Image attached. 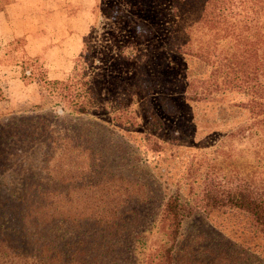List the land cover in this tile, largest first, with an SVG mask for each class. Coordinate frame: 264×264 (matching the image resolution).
<instances>
[{
    "label": "rangeland",
    "instance_id": "obj_1",
    "mask_svg": "<svg viewBox=\"0 0 264 264\" xmlns=\"http://www.w3.org/2000/svg\"><path fill=\"white\" fill-rule=\"evenodd\" d=\"M14 1L0 0V239L32 256L43 242L22 220L25 202L40 198L30 193L24 202L21 193L26 184L44 186L45 148L18 124L36 133L45 122L71 130L78 120L94 148L105 147L102 184L115 179L122 188L116 200L96 190L71 202L77 215L96 216L106 205L118 220L112 230L74 222L79 261L164 264L172 245L165 204L179 196L194 211L174 244L176 264H264V233L250 214L206 204L214 183L264 199V0L248 2L258 18L241 36L205 26L214 0H58L48 51L25 18L18 25L33 35L17 37L6 14ZM37 4L42 13L49 2ZM81 80L94 105L76 113L70 101ZM61 207L58 219H66ZM40 218L33 213L28 223Z\"/></svg>",
    "mask_w": 264,
    "mask_h": 264
},
{
    "label": "trees",
    "instance_id": "obj_2",
    "mask_svg": "<svg viewBox=\"0 0 264 264\" xmlns=\"http://www.w3.org/2000/svg\"><path fill=\"white\" fill-rule=\"evenodd\" d=\"M249 1L238 0V3H235V0H214L210 2L208 5L211 19L205 26L209 30L217 28L219 36H230L231 34L241 36L247 29H255V25L252 26V24L258 17L253 12L250 14L248 11L247 4ZM255 1L257 0H251V2ZM47 2H49L47 4L48 9L42 11V13L38 9L37 0H20V2L15 0L7 5L6 8V14H8L9 19L12 16V20L16 23L15 32L17 37H28L30 34L24 31L22 26L18 25L21 20L25 18L27 25L35 23L34 26L36 25L37 27L36 34L39 33L44 36L47 43L45 51L50 49L48 37L58 30V0H47ZM22 6H25L26 10H24L25 12L21 11V16H18L19 7ZM231 19L235 20L236 31L230 25ZM248 24H251V28H249ZM192 25L199 28L196 24ZM202 28L204 26H201V30ZM30 39L27 38L26 40L31 41ZM46 66L48 74L56 73V66L53 61L46 63ZM55 84H58V82ZM74 84L80 85V87L75 90L76 94L71 96L73 101H70V104L76 108V113L90 111L94 105L91 99H94V97L90 96L88 91H81L82 87L87 85V83L81 80ZM151 119L154 123H159L160 125L162 123L154 113L151 114ZM80 122L77 120L75 124H71L72 128H74L68 129L69 131L66 129L59 130L58 126L45 122L41 127L37 128L36 133H30L28 130L24 131L21 129L22 126L18 124L17 127L22 135L37 138L45 148L42 153L43 171L47 172V180L44 186L42 185L43 182H39L37 185L32 184L31 186L26 184L21 193L24 202L30 193H32V197L37 195L40 198V201L36 204L26 205L25 202L22 220L27 222L29 230L40 229L39 233L43 242L41 241L38 253L32 256L31 254H15L8 242L0 239V264H20L29 260L34 261L35 259L41 264H84L79 261L77 251H74L73 248V241L78 238L74 234L75 232L71 231L75 227L74 222L91 219L95 220L100 226L106 225L110 230L117 225L115 223V221H118L115 220L116 214H114L112 209V213L109 212L110 207H106V205L102 206L99 212L96 211V216L90 218L82 214L77 215L75 210H73L74 205L71 202L83 196L89 198L90 191L97 192L96 190H99L102 198H106L109 195L116 200L119 198L120 189H122L117 185L119 181L115 179H109L105 184H102L100 179L105 176L103 175L104 167L102 163L105 147L100 143L98 145L100 149L96 150L93 141H91L92 137L89 134L88 126L86 123ZM13 130L14 132L16 131L14 128ZM0 158L2 157L0 156ZM107 188L109 194L106 191ZM101 197L100 202H104ZM85 201V203H88L87 199ZM61 204L64 207H61V209H64L62 213L67 212L65 214L66 219H58V207ZM206 204L212 209L229 207L243 210L250 214L260 231L264 233V199L253 191L249 189H225L221 185L218 186L214 183L207 190ZM193 211V208L179 196H171L167 200L165 214L171 225L172 245L165 252L164 264H176L174 244L180 236L183 222L193 214ZM33 213L41 218L36 223H28V217ZM68 225L69 227H67ZM62 229L65 230L63 231ZM61 234H65V237L60 238ZM99 235L103 236L102 233H99ZM113 236L117 239L120 234L114 233ZM57 245L58 252L56 253Z\"/></svg>",
    "mask_w": 264,
    "mask_h": 264
}]
</instances>
